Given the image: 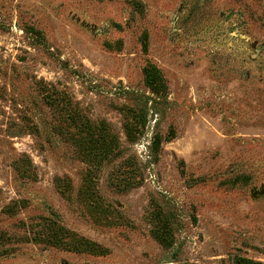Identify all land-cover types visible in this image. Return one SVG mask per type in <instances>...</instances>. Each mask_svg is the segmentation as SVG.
Listing matches in <instances>:
<instances>
[{"label": "rangeland", "instance_id": "374dc122", "mask_svg": "<svg viewBox=\"0 0 264 264\" xmlns=\"http://www.w3.org/2000/svg\"><path fill=\"white\" fill-rule=\"evenodd\" d=\"M243 259L264 0H0V264Z\"/></svg>", "mask_w": 264, "mask_h": 264}, {"label": "trees", "instance_id": "16d2710c", "mask_svg": "<svg viewBox=\"0 0 264 264\" xmlns=\"http://www.w3.org/2000/svg\"><path fill=\"white\" fill-rule=\"evenodd\" d=\"M147 80L149 81L150 84L155 83V81H156V75H155V73H149V75L147 77ZM168 261L169 260H167L165 262H168ZM242 262L245 263V264H259L258 262H253V261L248 260V259H243Z\"/></svg>", "mask_w": 264, "mask_h": 264}]
</instances>
